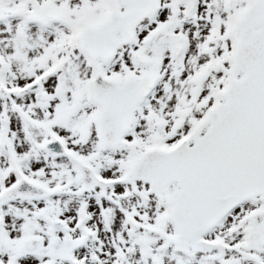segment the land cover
Segmentation results:
<instances>
[{
    "label": "snow or ice",
    "instance_id": "snow-or-ice-1",
    "mask_svg": "<svg viewBox=\"0 0 264 264\" xmlns=\"http://www.w3.org/2000/svg\"><path fill=\"white\" fill-rule=\"evenodd\" d=\"M0 264H264V0H0Z\"/></svg>",
    "mask_w": 264,
    "mask_h": 264
}]
</instances>
